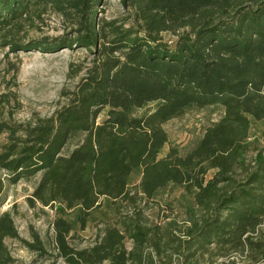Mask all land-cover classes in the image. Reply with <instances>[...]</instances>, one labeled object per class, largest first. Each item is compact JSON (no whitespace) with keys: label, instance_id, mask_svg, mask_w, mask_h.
<instances>
[{"label":"trees","instance_id":"1","mask_svg":"<svg viewBox=\"0 0 264 264\" xmlns=\"http://www.w3.org/2000/svg\"><path fill=\"white\" fill-rule=\"evenodd\" d=\"M120 1L126 17L106 20L98 16L101 0H0L2 28L51 10L70 29L27 48L81 49L90 57L51 116L0 121V136L7 135L0 198L5 178L17 184L40 175L30 207L56 213L49 248L36 234L21 239L11 213L0 215V264L15 263L6 239L49 264H199L207 254L263 262L264 149L248 155L251 120L264 121V0ZM210 107L224 115L197 144L185 155L172 145L161 157L169 143L164 124ZM133 175L140 180L131 191ZM169 187L194 202L182 230L175 222L148 226L136 212L139 199ZM103 200L114 221L91 246L78 247L76 231ZM124 206L134 214L122 218ZM74 212L75 221L66 217Z\"/></svg>","mask_w":264,"mask_h":264},{"label":"rangeland","instance_id":"2","mask_svg":"<svg viewBox=\"0 0 264 264\" xmlns=\"http://www.w3.org/2000/svg\"><path fill=\"white\" fill-rule=\"evenodd\" d=\"M31 16L30 21H22L18 25L8 28L0 27V121L22 123L33 116L49 117L65 104L61 98L64 88L72 89L81 79L83 73L75 77L79 67H85L90 57L85 50L62 49L53 53H44L30 49L34 42L49 41L65 36L70 32L61 17L49 10L41 17ZM127 13L120 0H101L98 6V16L106 20L124 19ZM165 40H174L170 35H164ZM73 66V67H72ZM154 105L148 106L138 115L152 110ZM224 115L220 107L192 109L182 117L164 124L169 143L163 148L161 157L165 156L172 145L180 148L181 154H187L202 138L206 128L219 121ZM105 118L102 114L99 121ZM264 121L251 120L250 141L254 143L248 157H254L257 148L264 149ZM7 142V135L0 136V151ZM214 171L210 172L211 178ZM6 175L3 174V178ZM244 177V175H243ZM40 175L26 181L11 184L7 178L0 198V215L10 212L21 239L32 241L33 235H39L47 248L53 236L52 222L55 210L36 204L30 207L28 198L33 194ZM140 177L133 175L129 189L139 183ZM102 207L91 213L85 230H77L74 244L78 247H89L96 240L101 231L115 219V214L103 200ZM193 199L179 187H169L159 193L153 200L139 199L136 212L141 214L142 222L148 226L161 225L167 228V223L175 222V226L182 230L188 219V211L193 207ZM122 210L125 215L134 214V207ZM72 221L77 213L66 215ZM5 244L15 259L14 264H49L46 257H39L31 252L24 244L15 239H6ZM128 246L131 243L128 242ZM177 258H175V261ZM247 264L241 256L235 254L230 260L225 257L205 255L199 264ZM264 264V261L259 263Z\"/></svg>","mask_w":264,"mask_h":264}]
</instances>
